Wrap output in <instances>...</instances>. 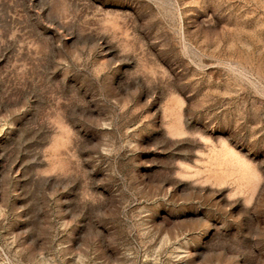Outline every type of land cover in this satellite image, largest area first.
<instances>
[{
  "label": "rangeland",
  "instance_id": "374dc122",
  "mask_svg": "<svg viewBox=\"0 0 264 264\" xmlns=\"http://www.w3.org/2000/svg\"><path fill=\"white\" fill-rule=\"evenodd\" d=\"M0 264H264V0H0Z\"/></svg>",
  "mask_w": 264,
  "mask_h": 264
}]
</instances>
